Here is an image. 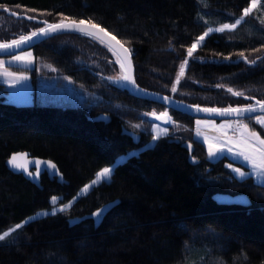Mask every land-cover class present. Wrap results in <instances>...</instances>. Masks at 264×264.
Returning <instances> with one entry per match:
<instances>
[{
    "label": "trees",
    "instance_id": "16d2710c",
    "mask_svg": "<svg viewBox=\"0 0 264 264\" xmlns=\"http://www.w3.org/2000/svg\"><path fill=\"white\" fill-rule=\"evenodd\" d=\"M250 4L0 0V43L43 26L7 10L49 23L91 21L129 47L141 87L196 106L246 107L264 101V0L237 29L207 36L191 57L187 49L210 27L235 23ZM33 52L96 97L92 105L17 106L5 101L0 84V233L70 203L102 169L140 153L67 212L35 220L0 241V264H182L190 245L211 248L227 264H264V185L233 177L227 157L210 159L206 145L194 138L196 119L138 99L109 80L122 74L121 62L90 37L57 36ZM165 111L175 124L150 148L146 114ZM101 115L109 121H96ZM13 155H22L16 162L21 167L9 164ZM217 195H246L251 206H221Z\"/></svg>",
    "mask_w": 264,
    "mask_h": 264
},
{
    "label": "rangeland",
    "instance_id": "374dc122",
    "mask_svg": "<svg viewBox=\"0 0 264 264\" xmlns=\"http://www.w3.org/2000/svg\"><path fill=\"white\" fill-rule=\"evenodd\" d=\"M259 4L256 6V8L253 9V11L258 8ZM252 12L249 15H251ZM246 17L247 16H245L241 20V23L237 25L235 29H237L240 25L244 23ZM219 27L221 26L210 27L213 29V31L210 32L207 36L214 33H223V32H228V31L230 32L235 30V29L233 30L226 29L222 32H218L214 30ZM206 37L204 38V40L206 39ZM204 40L198 45L197 49L202 45ZM196 50H194L193 53ZM27 53H31V57L28 58L31 60V63H25L23 61H17L16 59H14L15 56L26 57ZM0 61L4 63V69H6L8 72L14 73L15 76L17 77L19 76L27 77L26 80L21 79L13 83L12 77L0 74V84L4 85L7 91L5 96V101L9 103L15 104L17 106H28V105L77 106L80 104L92 105L96 97V93L81 87L79 84H77L74 81V79L61 73L52 63L44 60L43 58L37 57L34 54L33 49L24 51L14 56L0 57ZM4 69H0V72H3ZM52 69L55 70L53 71ZM256 117L251 119L254 124H249L243 120L214 121V120L197 119L195 122L197 123L199 121L201 124L197 123L196 128L194 126L193 135L195 139L201 142L202 141L206 142L207 149H208V145L211 143L225 150L224 154L218 153L217 156L215 157L209 156V158L212 160H216L222 157H227L230 161H227L225 163V166L230 172V174L233 177H235L237 180L242 181L248 178H252L256 184L264 185V182L258 180L255 174L246 175L242 179L234 171H232L233 168H240L241 171L245 173H253V169L247 162L243 160V157H235L232 153L227 152L228 148H232L234 152L239 151L240 146L237 145V142L240 141L242 138L247 139V133L244 132V130L239 127L237 121H241L242 123L247 124L249 127V131L251 130L256 131L260 135V137L264 139V126H261V124L257 123L255 119ZM206 123H221L222 126L219 127L217 126V124H206ZM228 125H231V127H229ZM253 126L260 127L262 131L257 128H253ZM198 132L200 133V135H197ZM226 141L228 143H226ZM249 143H252L256 147L259 146L256 144L254 140H250ZM136 153L137 152H134L133 154ZM128 157L129 156L120 158L118 161H120V163L124 162ZM228 165H231L232 167L230 168L228 167ZM81 195H84V193L81 192ZM77 199L78 198L76 197L73 201L68 203L71 205L70 207L66 208L62 212L57 211L56 214L67 212L68 210H70V208L77 201ZM63 206L56 207V209H59ZM51 211H42V212L50 213ZM49 215L45 216V215L37 214L33 216L34 219L30 220L28 218L26 220L28 222L25 223L24 221L21 225L23 227L35 220L45 218ZM182 264H227V263L218 254L214 253L209 247L198 248L194 245H190L187 248L186 258Z\"/></svg>",
    "mask_w": 264,
    "mask_h": 264
},
{
    "label": "snow or ice",
    "instance_id": "6c2138e0",
    "mask_svg": "<svg viewBox=\"0 0 264 264\" xmlns=\"http://www.w3.org/2000/svg\"><path fill=\"white\" fill-rule=\"evenodd\" d=\"M260 0H251V4L249 7L245 8L243 10V16H241L239 19H237L235 21V23L233 24H223L221 25V27L214 29L215 31L218 32H222L224 30H233L235 29V27L237 25H239L241 23V20L245 17L248 16L254 8H256V6L259 4ZM12 15H16V13H12ZM65 20H68L67 17L64 18ZM59 30H72V31H78L81 32L82 34L91 36V37H96L99 34H103L100 39L101 42H107L109 43V45L111 44V41H115L116 45H119L120 49L123 51V53L128 54L129 53V49L125 48L123 46V44L120 43V41L116 40V37L114 35H110L104 28L100 27L99 25L92 23L91 21H85V20H79L78 22L76 20H69L68 23H64V21H61L59 23L56 24H48L46 28L42 27L40 28L38 31H33L30 35H22L20 36L19 40H13L11 42V44L9 43H0V50H10L13 47H20L23 44H27L28 42H30L34 37L37 36H43V35H48L50 33H54L56 31ZM213 29L209 28L208 31H206L203 35H201L198 40L193 43L191 45V47H189L187 49V54L189 57L192 56L193 51L197 49L198 45L204 40V38L210 33L212 32ZM105 38H108L107 41L105 40ZM111 50V47H110ZM240 55L243 57V53H240ZM29 57H31V53H27L26 57H21V56H15L14 59H16L17 61H23L25 63H31V60L28 59ZM247 59V58H245ZM125 60L128 62V66H129V71L131 69V64H130V59L128 58L127 55H125ZM188 61L185 60L181 65H180V71L177 75V79H176V84L180 83V79L183 77L184 72H185V68L187 65ZM252 63H255V61H252ZM120 68L122 70V74L119 75L118 77H108L109 80H122V81H126L129 82L133 85H135V80L131 77V75L129 74V72L124 71L125 69V64L124 63H120ZM0 69H4V63L2 61H0ZM53 71L55 69H52ZM0 74L5 75V76H9L12 77L13 80L12 82L14 83L15 81L21 80V79H27L26 76H15L14 73L8 72L6 69L3 70V72H0ZM171 91L173 93H175L177 91V88L175 85H173ZM229 92H231L234 96H243L244 94L241 92H236L233 91L231 88L228 89ZM249 97H245V99H248ZM165 99L167 100L168 98L165 97ZM256 105H258V108L256 106L253 105H249L246 107H241V108H225V109H217V108H205V109H199L200 111L203 112H207V113H215V114H219V115H236L238 117L243 116L244 114H251L254 112H261L264 113V101H256ZM155 115V114H153ZM165 116L167 115V113L164 114ZM156 119H160L159 116L155 117ZM257 123L261 124V126H264V115H260L257 116L256 118ZM167 122V121H165ZM197 123H200L199 121ZM238 125L240 128H242L244 130V132L247 133V139H241L240 141L237 142V145L240 146V150L239 151H233L232 148H228L227 152L232 153L235 157H243V160L245 162H247L251 168L253 169V173H245L243 171H241L240 168H233L232 171H234L240 178H244L246 175H252L255 174L256 177L258 178V180H260L261 182H264V139H262L260 137V135L254 131L251 130L249 131V127L247 124L242 123L241 121H237ZM229 127H231V125H228ZM133 127H139V125H133ZM155 135L153 136V140H156L158 138H160L161 135H164L167 133L166 129H160L158 127L153 129ZM197 135H200V133L198 132ZM250 140H254L256 142L257 145H259L258 147L254 146L252 143H249ZM226 143H228L226 141ZM189 148H191V145H189ZM224 149L221 147H217L213 144H209L208 145V155L210 157H215L217 156L218 153L220 154H224ZM23 158L22 155H13L11 157V159L9 160V164L13 167H21V165L17 164V160ZM39 166V162H37V167ZM48 167L55 169V165L51 164V162L48 163ZM228 167H232L231 165H228ZM25 171H27V169H25ZM111 172L112 169L111 168H104L102 169L100 172H98L96 174L95 179H93L91 181L90 185H86L81 192L82 193H87L89 188L92 185L97 184L98 182H100L102 179H109L111 176ZM57 202V198L53 197L52 198V203L55 205ZM71 205H64L63 207L56 209L53 208V210L49 213V212H42V213H38V215H55L57 211H64L66 208L70 207ZM104 211V209L98 210L96 213H94V215H96L97 217H99L102 212ZM34 219L33 217L29 218ZM28 221H25V223H27ZM22 225L21 224H17L14 228L9 229L8 231H5L3 233H0V241L5 240V238L7 236H9L11 234V232L16 231L17 229L21 228Z\"/></svg>",
    "mask_w": 264,
    "mask_h": 264
},
{
    "label": "water",
    "instance_id": "95a60500",
    "mask_svg": "<svg viewBox=\"0 0 264 264\" xmlns=\"http://www.w3.org/2000/svg\"><path fill=\"white\" fill-rule=\"evenodd\" d=\"M7 13H8V15L14 16L17 19H25V20L30 21V22H37L39 24H42L43 25L42 27H44V28H46L48 24H56V23H49V22H46L44 20H39L37 18H33V17L27 16V15H20V14H17V13H16V15H12V13H15V12H12L10 10H7ZM62 21H64V23H68L69 22V20H62ZM85 21L87 22V20H85ZM100 27H102V26H100ZM105 30L110 35H113L107 29H105ZM68 34H76V35L87 36V37H90V38L94 39L98 43L102 44L103 46H105L109 50H110V47H111L110 51H112L118 57V59L120 60L121 63L125 64L124 71L129 72L131 77L135 80V85H133V84H131L129 82H126V81H122V80H116L114 82L118 86L125 87V88L129 89V91L138 99L146 100V101H149V102H152V103H155V104L162 105L168 110H172V111L187 115V116H189V117H191L193 119H196V120L197 119L214 120V121L249 120V119H252V118H254L256 116L264 115V113H261L259 111L251 113V114H247L246 113V114H244L243 116H240V117H238L236 115H219V114H215V113H207V112L200 111L199 109L212 108V107H202V106L191 105V104L185 103L183 101H180V100H178V99H176V98H174L172 96L165 95V94H162V93H158V92H155V91H151V90H148V89H145V88L141 87L140 85H138L137 80H136V71H135V64H134L132 52L129 49V47H127L124 43H122L115 35L114 36L116 37V40L120 41V43L123 44V46L125 48L129 49V53L128 54L123 53V51L120 49L119 45H116L115 41H111L110 45L107 42L102 43L101 39H100V37L103 35L102 33L99 34L96 37H91V36L82 34L81 32H78V31L59 30V31H56L54 33H50L48 35L34 37L30 42H28L27 44H23L20 47H13L10 50H0V57H7V56L17 55V54L22 53L24 51L31 50L34 47H36L37 45H39V44L43 43L44 41H47V40H49L51 38H54V37H57V36H61V35H68ZM107 39L108 38H105L106 41H107ZM17 40H19V39H17ZM9 44H11V42ZM125 55H127L128 58L130 59V64H131L130 71H129L128 62L125 60ZM165 97H167L168 99L166 100ZM253 106H256L258 108V105H253ZM234 108H241V107H234ZM217 109H225V108H217ZM95 120L96 121H106V122H108L109 118L106 115H101V116L97 117ZM139 153H140V151H138L137 154H139ZM135 155L136 154H131L128 158H130L132 156H135ZM117 165H119L118 162H116L114 164L113 169H115V167ZM80 197H82V196L79 194V196H77V198L79 199ZM214 200L218 203V205L225 206V207L238 206V207L248 208V207L251 206V203H250V201H249V199L247 198L246 195H236V196L217 195V196L214 197ZM78 222L79 221H77V220H73L71 222V224L73 225V224H76Z\"/></svg>",
    "mask_w": 264,
    "mask_h": 264
},
{
    "label": "crops",
    "instance_id": "0c3cea01",
    "mask_svg": "<svg viewBox=\"0 0 264 264\" xmlns=\"http://www.w3.org/2000/svg\"><path fill=\"white\" fill-rule=\"evenodd\" d=\"M165 113H167V115L165 116L164 114ZM153 114H155V115H153ZM156 116H159L160 117V119H156L155 117ZM146 117L148 118V120L151 122V131H152V133H153V136L155 135V133H154V131H153V129L154 128H156V127H158V128H160V129H166L167 130V133L166 134H164V135H161L160 136V138H158V139H156V140H153L152 139V141L150 142V144L148 145V147H150V148H153L156 144H157V142L161 139V138H164V137H167L169 134H170V127L171 126H173L174 124H175V121H174V119H173V117L170 115V113H169V111H165V112H151V113H148V114H146ZM165 121H167V122H165ZM201 124V123H200ZM206 124H217V126H222V124L221 123H206ZM194 126H195V128L197 127V123L195 122L194 123ZM206 146H207V144H206V142H204V141H202ZM134 152H137L138 153V151H134ZM136 153V154H137ZM133 154V153H132ZM119 160V159H118ZM118 160H117V162H118ZM122 163V162H121ZM120 164V163H119ZM113 167V166H112ZM113 172H114V170H113ZM113 174V173H112ZM111 178H112V176H111ZM111 181V179L109 180V179H102L97 185H95V186H98L99 184H101V183H103V182H110ZM94 186V187H95ZM93 188V187H92ZM91 191V190H90ZM89 191V192H90ZM88 192V193H89ZM80 193V192H79ZM87 193V194H88ZM87 194H84V195H81V196H86Z\"/></svg>",
    "mask_w": 264,
    "mask_h": 264
},
{
    "label": "bare ground",
    "instance_id": "6f19581e",
    "mask_svg": "<svg viewBox=\"0 0 264 264\" xmlns=\"http://www.w3.org/2000/svg\"><path fill=\"white\" fill-rule=\"evenodd\" d=\"M126 159H127V158H126ZM125 161H126V160H125ZM118 163H120V161H118ZM112 170H114L113 167H112ZM90 184H91V183H90ZM90 184H89V185H90ZM95 185H97V184H95ZM95 185H92V186L90 187V190H91L92 187H94ZM90 190H89V191H90ZM79 194L81 195V192H80Z\"/></svg>",
    "mask_w": 264,
    "mask_h": 264
},
{
    "label": "flooded vegetation",
    "instance_id": "af4514ba",
    "mask_svg": "<svg viewBox=\"0 0 264 264\" xmlns=\"http://www.w3.org/2000/svg\"><path fill=\"white\" fill-rule=\"evenodd\" d=\"M249 120H251V119H249Z\"/></svg>",
    "mask_w": 264,
    "mask_h": 264
}]
</instances>
